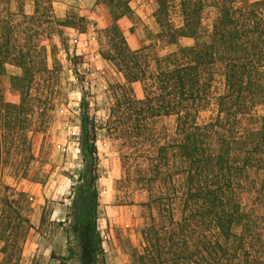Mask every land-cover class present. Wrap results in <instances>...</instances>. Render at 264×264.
<instances>
[{"label": "trees", "instance_id": "16d2710c", "mask_svg": "<svg viewBox=\"0 0 264 264\" xmlns=\"http://www.w3.org/2000/svg\"><path fill=\"white\" fill-rule=\"evenodd\" d=\"M98 2L111 21L103 56L122 78L103 128L118 133V184L131 190L143 216L132 264H264V0H155L157 40L166 46L194 40L162 57L129 47L118 25L136 20L129 0ZM32 3L27 14L22 0H0V80L7 66L21 71L10 77L9 101L0 87V182L6 166L25 177L39 160L47 110L41 98L57 64L54 39L65 47L62 29L80 28L56 17L53 0ZM207 7L216 17L203 40ZM217 80L223 86L213 97ZM134 83L142 85L140 99ZM212 98L214 116L199 122ZM81 108L83 169L72 186V217L77 239L90 242L98 236L99 127L84 99ZM161 117H175L173 133L156 128ZM23 201L29 202L25 192L0 190V264L19 259L32 229Z\"/></svg>", "mask_w": 264, "mask_h": 264}, {"label": "rangeland", "instance_id": "374dc122", "mask_svg": "<svg viewBox=\"0 0 264 264\" xmlns=\"http://www.w3.org/2000/svg\"><path fill=\"white\" fill-rule=\"evenodd\" d=\"M24 11L31 14L32 0H22ZM99 0H53L56 17H70L80 28L62 29L65 47L55 38L57 45L53 79L44 86L42 103L47 105L43 118L44 148L37 162L31 164L27 176H16L12 167L2 172L0 190L9 187L28 194L29 202H21L23 215L32 225L22 253L14 264H24L23 250L27 245L32 264H132L131 255L141 247L142 211L137 206L131 190L122 188L119 155L123 150L118 133L107 132L103 127L112 104V90L122 82L114 65L105 60L109 52L104 30L111 21L107 8ZM13 9L16 3L12 4ZM136 20L125 18L118 25L132 50L145 49L150 56L162 57L174 52L178 46L189 47L193 39L183 38L178 46H166L157 40L159 27L154 13L155 0H129ZM216 10L207 7L201 19L202 39L207 40ZM174 22L179 24L175 17ZM133 28V32L130 29ZM83 29V33L80 31ZM48 65L52 60L48 57ZM20 70L7 66L0 87L10 100V77ZM217 80L214 96L221 92ZM134 96L142 98V85H132ZM87 103V114L99 129L95 134L98 155V213L95 240L81 241L75 236L72 217V186L83 169L79 149L80 124L83 114L82 100ZM215 113L214 99L199 115V122L207 121ZM175 117H161L155 126L162 132L173 133ZM97 239V240H96ZM2 242L0 241V249ZM33 257L31 258V255ZM0 263H4L0 259ZM8 263V262H7Z\"/></svg>", "mask_w": 264, "mask_h": 264}, {"label": "crops", "instance_id": "0c3cea01", "mask_svg": "<svg viewBox=\"0 0 264 264\" xmlns=\"http://www.w3.org/2000/svg\"><path fill=\"white\" fill-rule=\"evenodd\" d=\"M30 251L27 249V245L26 247H24V250H23V260L24 261V264H32V259H30ZM33 257V254L31 255V258Z\"/></svg>", "mask_w": 264, "mask_h": 264}]
</instances>
